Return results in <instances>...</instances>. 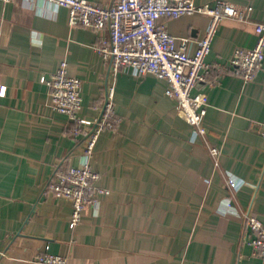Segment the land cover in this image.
<instances>
[{"label": "crops", "instance_id": "obj_1", "mask_svg": "<svg viewBox=\"0 0 264 264\" xmlns=\"http://www.w3.org/2000/svg\"><path fill=\"white\" fill-rule=\"evenodd\" d=\"M227 1L252 11L249 21L227 18L217 29L210 70L194 89L207 98L199 135L178 115L165 80L129 67L110 73L96 50L106 29L71 27L68 9L49 2L0 0V264H40L46 246L69 264H264L243 243L246 212L264 224V61L250 82L227 64L236 48L254 46L264 0ZM208 21L194 14L165 22L169 34L190 39L192 55ZM62 61L81 83L79 117L98 119L112 89L117 118L90 159L109 194L74 230L70 200L46 188L55 169L79 165L85 150L40 83ZM229 177L242 183L236 191Z\"/></svg>", "mask_w": 264, "mask_h": 264}, {"label": "built area", "instance_id": "obj_2", "mask_svg": "<svg viewBox=\"0 0 264 264\" xmlns=\"http://www.w3.org/2000/svg\"><path fill=\"white\" fill-rule=\"evenodd\" d=\"M12 3L14 0H2ZM68 9V24L85 27L95 32L106 29L108 36L101 38L96 50L109 63V71L116 75L122 67H129L136 75L152 74L167 82L166 95L176 101V110L199 135H205L204 118L207 98L203 92L194 93L197 84L205 80L210 70L206 58L220 23L227 18L247 22L252 7L237 8L227 0L196 3L194 0H113L101 6L90 0H39ZM202 14L209 19L202 35L197 39L192 55L187 53L189 38L169 34L166 20L185 15ZM256 41L252 48H236L228 61V68L245 82L252 81L262 69L264 61V23L255 24ZM219 66V65H218ZM40 83L48 89L50 105L67 116L68 134L83 137L85 150L77 166L55 169L47 190L57 198H67L72 204L68 221L70 230L81 222L87 207L97 205L99 196L109 191L98 185L100 174L90 159L100 133L113 128L117 121L111 103L113 90L109 89L107 101L100 118L93 122L79 117L82 107L81 83L67 72V62L62 61L50 75H41ZM0 85V96L5 94ZM211 153L217 154L212 148ZM230 189L236 191L241 182L227 179ZM247 232L244 245L251 257L264 258V224L254 214L243 215ZM40 264H69L67 257L49 252V246L35 256Z\"/></svg>", "mask_w": 264, "mask_h": 264}, {"label": "water", "instance_id": "obj_3", "mask_svg": "<svg viewBox=\"0 0 264 264\" xmlns=\"http://www.w3.org/2000/svg\"><path fill=\"white\" fill-rule=\"evenodd\" d=\"M102 113H103V111H102ZM102 113L100 114L99 118L101 117Z\"/></svg>", "mask_w": 264, "mask_h": 264}]
</instances>
